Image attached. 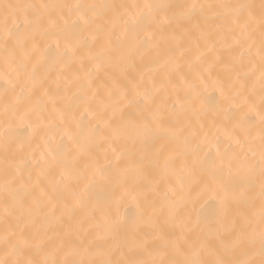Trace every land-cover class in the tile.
Instances as JSON below:
<instances>
[{"label": "snow or ice", "instance_id": "snow-or-ice-1", "mask_svg": "<svg viewBox=\"0 0 264 264\" xmlns=\"http://www.w3.org/2000/svg\"><path fill=\"white\" fill-rule=\"evenodd\" d=\"M0 264H264V0H0Z\"/></svg>", "mask_w": 264, "mask_h": 264}]
</instances>
